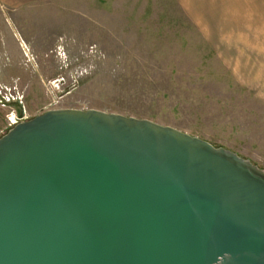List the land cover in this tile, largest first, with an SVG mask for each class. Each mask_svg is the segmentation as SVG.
<instances>
[{
  "label": "water",
  "instance_id": "obj_1",
  "mask_svg": "<svg viewBox=\"0 0 264 264\" xmlns=\"http://www.w3.org/2000/svg\"><path fill=\"white\" fill-rule=\"evenodd\" d=\"M0 264H264V170L151 120L49 110L0 138Z\"/></svg>",
  "mask_w": 264,
  "mask_h": 264
},
{
  "label": "rangeland",
  "instance_id": "obj_2",
  "mask_svg": "<svg viewBox=\"0 0 264 264\" xmlns=\"http://www.w3.org/2000/svg\"><path fill=\"white\" fill-rule=\"evenodd\" d=\"M228 57L258 58L264 76V0H0V138L13 112L27 121L96 109L176 128L264 170V102Z\"/></svg>",
  "mask_w": 264,
  "mask_h": 264
},
{
  "label": "crops",
  "instance_id": "obj_3",
  "mask_svg": "<svg viewBox=\"0 0 264 264\" xmlns=\"http://www.w3.org/2000/svg\"><path fill=\"white\" fill-rule=\"evenodd\" d=\"M248 60H243L244 65L242 66L241 60L240 63H238L237 59L229 58L225 63L227 64L228 70H230L235 78L236 81L242 86V88H245L250 91L252 95H254L258 100L264 102V84H262V80H264V76L259 73V71H255V63L258 58H247ZM250 65V66H247Z\"/></svg>",
  "mask_w": 264,
  "mask_h": 264
},
{
  "label": "built area",
  "instance_id": "obj_4",
  "mask_svg": "<svg viewBox=\"0 0 264 264\" xmlns=\"http://www.w3.org/2000/svg\"><path fill=\"white\" fill-rule=\"evenodd\" d=\"M4 108H9L10 105L8 103H3L2 104ZM26 116H21V117H18L17 114H15L14 112L12 114H10L8 117H7V120H8V128L9 129H12L14 126H16L17 124L21 123V122H25L26 120Z\"/></svg>",
  "mask_w": 264,
  "mask_h": 264
}]
</instances>
